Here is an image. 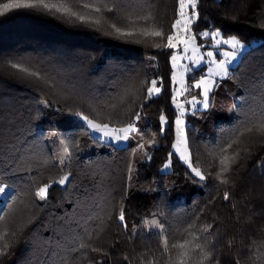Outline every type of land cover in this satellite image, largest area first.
<instances>
[{
  "label": "trees",
  "instance_id": "16d2710c",
  "mask_svg": "<svg viewBox=\"0 0 264 264\" xmlns=\"http://www.w3.org/2000/svg\"><path fill=\"white\" fill-rule=\"evenodd\" d=\"M7 2L0 0V5ZM44 2L63 7L60 12L37 7L0 15V179L13 185L16 195L0 209V234L7 233L0 249L8 244L0 264H147L148 259L167 264L173 254L162 253L157 235L149 236L143 226L154 204L170 242H182L187 236L183 229L199 216L197 227L213 226L211 234H200L201 243L213 252L211 264H261L256 254L264 252L259 247L264 243V138L255 133L240 137L234 148L250 151L231 165L228 184L216 179L219 158L214 154L264 113V0H199L193 34L220 30L225 38L256 41L230 72L236 85L232 118L217 123L210 138L199 135L197 128L208 121L213 108L197 110L201 117L186 116L189 152L210 174L200 183L193 182L172 147L178 115L172 102L173 49L155 47L159 38H118L110 27L127 28L129 16L150 13L153 19L138 24L171 34L178 0ZM83 2L99 4V26L62 14L70 9L87 17ZM104 2L114 11L108 12ZM210 40L197 35L199 44ZM153 79L161 90L146 99ZM198 93L196 89L185 96ZM136 112L141 113L135 121L140 135L155 143L148 147L151 159L145 157L132 178L135 144H107L106 149L85 128L69 126L70 116L83 113L122 127ZM161 114L166 117L163 124ZM50 133L64 140L72 154L64 165L52 156L46 140ZM89 146L94 149L87 151ZM63 172L71 175L59 185L55 181ZM45 183L53 186L47 200L40 201L34 192ZM121 205L127 230L116 218ZM82 241L104 252L79 249Z\"/></svg>",
  "mask_w": 264,
  "mask_h": 264
},
{
  "label": "snow or ice",
  "instance_id": "6c2138e0",
  "mask_svg": "<svg viewBox=\"0 0 264 264\" xmlns=\"http://www.w3.org/2000/svg\"><path fill=\"white\" fill-rule=\"evenodd\" d=\"M198 3L199 0H178V18L171 26V34L165 35V32L162 29L154 25H148L147 23H144L143 25L138 24V22H147L153 19L150 13L136 17L129 16L127 19V28H121L115 24L110 26L118 38H131L137 35L144 38H159L160 42L155 43V47L173 50L179 49L182 45V52L184 56H182L177 51H173L171 55L173 68H177L179 66L183 71H194L195 68H188L185 65H181L180 60L182 58H187L188 60L192 61L193 65H199L201 61L205 59V56L208 58L209 62L214 65V68L209 70L208 75L196 80L192 85H185L182 79L178 82L175 73L172 77L173 84L179 83V87L174 88L173 90L174 95L172 98L173 103L179 110V114L175 119L176 142L172 145V147L175 150V153H179L180 159L183 160L185 164H187L189 175H191L194 183L206 181L210 174L206 175L205 172L202 171L201 167L198 166V162L193 160L192 154L188 151V137L184 132L185 125L183 119L185 115V108L183 104L178 102V98L184 95L185 92H188L191 88L201 89L200 95L203 97L202 101L197 100V97L193 96L192 99L187 102L191 104L193 108L200 104H202L204 108H208L209 92L212 91V87L216 83L213 77H228L230 65L238 59L239 55L242 53V50L246 47L245 44L241 43L234 37L230 39H223L220 30L204 31L193 34L191 31V25L194 20L199 19ZM37 7L60 12L63 5L48 4L45 3L44 0H9V2L0 5V15L8 13L12 9H29ZM104 7L108 12L114 11L112 7L107 6L106 2H104ZM82 8L89 12L87 17L84 15H79L70 9H64L62 14L68 15L81 23L94 24L97 26L101 24L102 9L98 3L83 2ZM197 35L204 39L211 37L213 43L210 45V47L219 50L222 45H228L231 50L219 51V55L224 57V59L220 60L219 62L216 61L215 55L212 51H207L203 55H197L200 49L204 47V44L198 45L196 43ZM190 49L192 55L189 56L187 53ZM14 67L19 68V65H14ZM33 75L39 78V73H33ZM193 79L195 78L193 77ZM157 83V80H151V86L146 88V99H149L153 95H156L160 92L161 88L157 86ZM47 103L48 102L46 101L45 104ZM141 107H143V105H141ZM77 115H79L87 123L88 127L92 129L93 132L101 134L102 138L106 141L116 142L118 144L121 142H127L130 139H134L140 134L135 123V121L140 119V112H136L132 122H129L122 127L110 126V122H96L83 113H78ZM160 121L162 124L166 122V117L163 114L160 116ZM246 133H255L256 136L264 138V113H261L260 117H258L256 121L250 122L247 126H245L242 131L238 130L234 135V138L226 145L222 146L219 149V153L214 154L219 158V168L216 172V179L221 184L229 183L228 174L233 170L231 165L234 164L237 159L241 158L242 154H247L250 151L248 147L234 148V145H239L241 143L240 137ZM141 139H143L142 136ZM149 143L150 145L154 144L155 140H152ZM73 147H75V145H73ZM144 149L145 146L143 143H141L138 145L135 151L144 152L145 157L147 159H151V156L148 155V152ZM230 149H232L231 152H229ZM173 154L174 153H169V157H171ZM71 156L72 154L69 151V148L65 146L62 152L59 154V164L64 165L65 160H70ZM45 163H47V161H45ZM170 163V160L169 162L165 163L164 168L167 169L170 166ZM129 171H132L131 167L129 168ZM70 175L71 174L69 172H63L59 179L55 181V183L59 185H65V183L69 181ZM52 186V183H45L35 190L34 196L40 201H46L49 195V189ZM0 197H7L8 200L13 202L16 199L13 185L7 183L3 179H0ZM224 199L226 201L229 199V193L227 191L224 192ZM8 206L9 205L6 204V207ZM2 211L3 210H0V212ZM160 215H162V213H160ZM109 218L111 217L109 216ZM116 218L119 221L120 226L127 230L128 225L125 219V209L122 205L119 207ZM199 219V216L195 217V219L183 229V231L187 233V236L182 242H170L171 238L168 235V230L165 224L158 219L153 218L152 220H144L143 226L149 236L152 234L157 235L160 241V251L162 253L171 252L173 254L169 257L167 264H206V262L207 264H211L213 261V252L206 246V244L201 243L200 234H211L213 226L211 224H201L199 227H197L196 221ZM3 220L4 216L0 214V221ZM6 235V232L0 234V240H3L4 236ZM13 235H15V233H13ZM204 238L205 240L207 239V237ZM89 239H91V236H89ZM78 247L79 249H89L94 253L104 252L103 249L91 247L90 244L83 241ZM259 247L264 248V243H261ZM7 248L8 244L5 243L3 248L0 249V255H3L7 251ZM127 259L128 257L125 256V260ZM256 259L260 261L261 264H264V252L257 253ZM147 264H155V261L153 259H148ZM215 264H218V261L215 262Z\"/></svg>",
  "mask_w": 264,
  "mask_h": 264
},
{
  "label": "rangeland",
  "instance_id": "374dc122",
  "mask_svg": "<svg viewBox=\"0 0 264 264\" xmlns=\"http://www.w3.org/2000/svg\"><path fill=\"white\" fill-rule=\"evenodd\" d=\"M179 8V7H178ZM194 22V21H193ZM192 31V30H191ZM215 31V30H213ZM204 32V31H203ZM193 33V31H192ZM236 38L237 40H239L241 43L245 44L246 47L242 50V53L239 55L238 59L233 62L230 65L229 68V76L225 77V78H221V77H213V79L216 81V83L213 85L212 87V91L209 92V107L208 108H204L202 106V104L197 105L195 108H193V106L191 104H189L187 101L191 100L193 96L197 97V100L202 101L203 97L200 95L201 93V89H199V93L198 95H193V96H185V94L187 92L184 93V95L180 96L178 98V102L183 104L184 108H185V115L183 117L184 119V125L186 122V116L187 114L191 115L192 117L195 116H199L201 117L200 113H197V110H207V109H211L213 108V113H208L207 115L210 116V118L208 119V121L204 124V125H200L197 129V133L201 136H209L210 138L214 137V130H215V126L217 123L222 122V121H229L233 114H234V109L233 106L236 102V96H235V90H236V85L233 82L232 78L230 77V72L232 71V69L234 68V66L238 63V61L240 60L242 54L244 51L248 50L250 47H252L253 45L256 44V41L254 40H250L248 42L246 41H242L240 40L238 37L236 36H230V37H222L223 39H230V38ZM211 39V37H208ZM204 39V38H202ZM207 39V38H206ZM196 43L199 45V43L197 42L196 39ZM213 43L212 39L210 40V42H202V44H204V47H202L199 51V53H197V55H203L205 54L207 51H212L215 55V59L217 62H219L220 60L224 59L223 56L219 55V51H229L231 50L230 47L228 45H222L221 48L218 50L216 48L210 47V45ZM208 47V48H207ZM182 48L183 46L181 45L179 49L177 50H173V51H177L179 52L182 56H184L183 52H182ZM187 55H192L191 49L189 50V52L187 53ZM180 64L181 65H185L188 68H195L194 71H183L179 66L177 68H173L172 67V62H171V67H172V77L173 74L175 73L177 76V81L179 82L181 79L183 80V82L185 83V85H192L195 83L196 80H199L201 77H204L206 75H208L209 70L214 68V65L211 64L208 60V58L205 56V59L203 61H201V63L199 65H193L191 60H188L187 58H182L180 60ZM188 75L192 76L194 75L193 78H191V82H189L187 80ZM173 82V81H172ZM179 87V83L177 84H173V89H172V98L174 95V88ZM196 90L195 88H191L189 91H194ZM188 91V92H189ZM193 93V92H192ZM218 93V94H217ZM217 97V98H216ZM173 102V99H172ZM174 107L176 108L175 104L173 103ZM177 113L179 114V110L176 108ZM197 113V114H196ZM69 126L71 127H77V128H85L87 130L88 133H90V135L94 138L99 139L100 141H102V143L100 144L101 147H106V149L110 148V146H107V144H112L114 146L117 147H122V146H127L130 144H135V147L133 149V160L131 161L130 167L132 169V171H130L131 173V178L135 175L136 171L139 169V167L142 165V163L144 162L145 159V155L144 152L141 151H135L138 147L139 144L143 143L145 146V151L148 152V147H150V141L154 140L153 138H149L147 135V138L144 139V135H137L134 139H130L127 142H121V143H116V142H110V141H106L102 138L101 134L93 132L92 129H90L87 125V123L80 117V116H70L69 117ZM206 120V119H204ZM138 130L140 128V126L138 124H136ZM184 132H185V127H184ZM140 133V132H139ZM175 134H176V126H175ZM186 135V132H185ZM141 136L143 137V139H141ZM48 146L50 148V151L52 153V156L54 158V160L56 162L59 163V154L62 152L63 148L66 146V143L64 140L60 139L56 134L54 133H50L47 137H46ZM176 142V140H175ZM94 149V146H89V148L87 149V151H91ZM173 151L175 152V150L173 149ZM189 151V148H188ZM177 156L180 159L179 153H176ZM181 160V159H180ZM66 161V160H65ZM182 163H184L183 160H181ZM185 164V163H184ZM185 166H187V164H185ZM129 167V168H130ZM132 181H130L131 183ZM169 188L168 186H166V197L170 196L169 193ZM153 191H156L157 188ZM6 199V197H0V209L3 205L4 200ZM178 201V200H176ZM171 204H173V201L171 200ZM153 218L158 219L159 220V212H158V207L156 204H154L152 206V208L150 209L148 216L143 218V222L144 220H152Z\"/></svg>",
  "mask_w": 264,
  "mask_h": 264
},
{
  "label": "water",
  "instance_id": "95a60500",
  "mask_svg": "<svg viewBox=\"0 0 264 264\" xmlns=\"http://www.w3.org/2000/svg\"><path fill=\"white\" fill-rule=\"evenodd\" d=\"M6 199H7V197H6ZM6 199L4 200L3 204L5 203ZM2 206H3V205H2Z\"/></svg>",
  "mask_w": 264,
  "mask_h": 264
}]
</instances>
